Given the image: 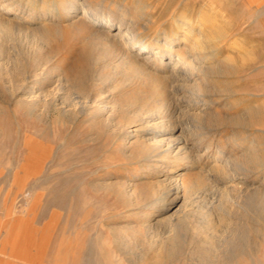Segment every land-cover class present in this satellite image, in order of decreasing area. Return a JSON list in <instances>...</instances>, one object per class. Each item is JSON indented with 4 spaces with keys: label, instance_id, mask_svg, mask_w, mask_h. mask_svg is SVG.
Wrapping results in <instances>:
<instances>
[{
    "label": "rangeland",
    "instance_id": "374dc122",
    "mask_svg": "<svg viewBox=\"0 0 264 264\" xmlns=\"http://www.w3.org/2000/svg\"><path fill=\"white\" fill-rule=\"evenodd\" d=\"M69 1L0 0V264L264 262V0H71L161 48L129 62ZM170 136L199 187L161 212Z\"/></svg>",
    "mask_w": 264,
    "mask_h": 264
},
{
    "label": "bare ground",
    "instance_id": "6f19581e",
    "mask_svg": "<svg viewBox=\"0 0 264 264\" xmlns=\"http://www.w3.org/2000/svg\"><path fill=\"white\" fill-rule=\"evenodd\" d=\"M73 2L74 1H69L65 4V7L62 8L64 9V11H62L63 13V16H64V20H67L68 23H69V28L70 29H73L75 30L76 32H79L81 31V29L83 28H86L88 27L87 23H93L94 24H97V25H102L103 27V30H95V31H91L90 32V37L92 40H96L99 42V45L101 44L103 46L102 49H104V51H109L112 50L114 53H116V55L120 58H122L123 60H127L130 59V57L132 55H134L135 51L136 50H140L142 51L143 53L145 54H148V53H154V54H157L159 53V50L161 48H159V46H151V47H148V46H144L142 43H140L139 41H137L135 39V36H134V33H132L133 31H128L121 34L119 31H116L114 34V22H113V19H104L103 17H99L98 15H96L95 13L93 12H90V11H84L82 12L81 16H74L73 15L71 16L70 13H76L75 12V8H73ZM53 5V4H52ZM73 6V7H72ZM54 7V6H53ZM61 7H63L61 5ZM77 7V6H76ZM55 8V7H54ZM50 10V9H49ZM54 11V9H53ZM49 12V11H48ZM44 15L46 17H48V19H52L53 17H55L52 12V9L50 11V13H48ZM1 15V14H0ZM73 17V18H72ZM44 18V17H43ZM41 18V19H43ZM91 21V22H90ZM189 22V20H187ZM17 22V21H16ZM7 23V22H6ZM91 26H93V24H90ZM39 28V27H38ZM41 28V29H40ZM39 29V32L41 31V34L39 35H42L40 37H42L43 40H45L46 42H48L50 40V37L52 36V29H51V25H46L44 24V21L41 23V27ZM89 28V27H88ZM95 28V27H94ZM116 29V28H115ZM93 30V29H92ZM35 32V31H34ZM95 41V42H96ZM51 42V41H50ZM94 42V43H95ZM130 43V46H126L125 43ZM100 45V46H101ZM125 45V46H124ZM94 48V47H93ZM96 48V47H95ZM87 49V48H86ZM90 51V50H89ZM155 51V52H154ZM185 51V50H184ZM103 52V51H102ZM164 52V51H163ZM188 53V52H187ZM180 54V53H178ZM100 55V54H99ZM134 57V56H133ZM177 61V62H176ZM129 62V61H128ZM179 62V64H181L184 68L187 67L188 69H191V70H196V67L194 66V64L192 63V61H190L188 59V56L187 54L183 53L181 55H173L171 56V60H170V64L171 66H175L177 65ZM90 63V62H89ZM128 66V65H127ZM181 66V67H182ZM47 68V67H46ZM179 69V68H178ZM39 70V69H38ZM42 70V69H40ZM49 69H44L42 70V73L41 74H44V73H47L49 72L48 71ZM130 70V69H129ZM186 70V69H185ZM199 71V69H197ZM196 70V71H197ZM184 71V69H183ZM41 72V71H40ZM148 74V73H147ZM37 75V73H36ZM45 76V75H44ZM50 76V75H49ZM171 77V76H170ZM169 77V78H170ZM178 77V76H177ZM181 78V77H180ZM78 79V78H77ZM97 79V78H96ZM172 79V78H170ZM176 80V78H175ZM49 83H50V80L48 79L47 80ZM47 82V83H48ZM60 82L62 83V79H60ZM86 82V81H85ZM173 82V81H172ZM175 82V81H174ZM59 83V84H61ZM79 83V82H78ZM87 83V82H86ZM180 83V82H179ZM97 84V83H96ZM183 84V83H182ZM181 84V85H182ZM79 87V86H78ZM85 87V86H84ZM181 88V86H179ZM196 87V86H195ZM193 92V91H192ZM38 97V96H37ZM40 97V96H39ZM38 99V98H37ZM34 100V99H33ZM36 100V99H35ZM40 100V99H39ZM176 102V101H175ZM38 104V103H37ZM41 104V103H40ZM45 106L46 104H49L48 102L44 103ZM75 104V103H74ZM34 105V104H33ZM36 106V105H35ZM38 106V105H37ZM34 108V107H33ZM38 108V107H37ZM168 110V109H167ZM37 112V110H36ZM35 113V112H34ZM168 121V120H166ZM171 122V121H170ZM159 124H154L156 129L155 130H158L160 133V131L162 132H169V134H173L176 129L175 128H171V129H168V125L169 123H166L168 124L167 126V129L166 130H163L165 129L163 126V121L162 122H158ZM172 126V125H171ZM153 127V126H152ZM151 128V126L149 127ZM162 132V133H163ZM157 133V132H156ZM172 136H170L171 138ZM165 139V138H164ZM160 142H163V141H160ZM165 142V141H164ZM188 142V141H187ZM186 141L182 140V139H169L167 141V144H166V148H162L160 147L159 145L158 146H152L150 147V154L152 152H155L157 150H159L161 153H164V155L162 154V157L165 159H167V162L169 163V166L170 167H174V166H177L178 163L176 162L177 159H180V160H183L184 162L186 161L187 164L186 165H183V169L178 171V174L177 175H174V176H171V177H167L163 182H168L169 185L168 188H170L169 190H167V188L163 187L162 191H161V196L158 197L157 199V202H156V206L158 208H161V212H172L175 207L177 206L180 198H181V195L184 194L187 195V193H193V191L195 190L196 187H199V185H195L196 187H188L186 181L188 179V176H189V172L190 170L194 167L192 164L196 162V165H197V162L195 159H194V154L192 153V151H190V148L188 147V144H187ZM156 144V143H155ZM163 144V143H162ZM166 155V156H165ZM194 155V156H193ZM153 156V155H152ZM198 156V155H197ZM198 158V157H196ZM153 159V158H152ZM199 160V159H197ZM181 163V162H180ZM190 163V164H189ZM182 165V164H180ZM190 165V166H189ZM168 167V166H167ZM165 167V168H167ZM169 168V167H168ZM177 169V168H176ZM179 169V168H178ZM222 169V168H221ZM167 172H171L170 169H166ZM193 171V170H192ZM192 185V184H190ZM194 185V184H193ZM201 187V186H200ZM197 189V188H196ZM257 189V188H256ZM159 190V189H158ZM198 190V189H197ZM174 193V194H173ZM174 197V198H172ZM247 198V197H246ZM167 215V214H166ZM215 215V214H214ZM176 215H169L167 217L168 221L169 220H173L174 221V218H175ZM176 219V218H175ZM182 219V218H181ZM162 220H159L157 221L154 226H157L159 227L161 224H162ZM177 220V219H176ZM167 221V220H166ZM164 223V222H163ZM161 228V227H160ZM95 231H93V233H95ZM154 236V235H153ZM167 257V256H166Z\"/></svg>",
    "mask_w": 264,
    "mask_h": 264
},
{
    "label": "crops",
    "instance_id": "0c3cea01",
    "mask_svg": "<svg viewBox=\"0 0 264 264\" xmlns=\"http://www.w3.org/2000/svg\"><path fill=\"white\" fill-rule=\"evenodd\" d=\"M73 262H75V260H73ZM76 262H77L78 264H93L92 262H85V261H83L82 259L79 258L78 255H77ZM250 263H252V264H254V263H257V264H264V262H263V261H260V260H259V261L257 260V262H255L254 257H253V259H251V262H250Z\"/></svg>",
    "mask_w": 264,
    "mask_h": 264
}]
</instances>
